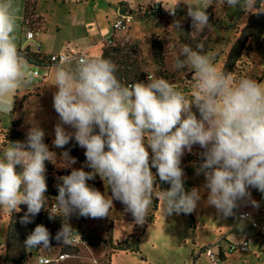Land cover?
<instances>
[{
  "label": "clouds",
  "instance_id": "1",
  "mask_svg": "<svg viewBox=\"0 0 264 264\" xmlns=\"http://www.w3.org/2000/svg\"><path fill=\"white\" fill-rule=\"evenodd\" d=\"M180 3L187 6L192 32L197 33L211 26L206 10L213 4L264 14V0H177L164 8L175 16ZM17 12L14 0H0V113L4 114L13 110L14 96L9 95L37 76L16 42ZM173 25L180 29L179 21ZM186 67L194 82L191 98L155 75H147L146 81L123 82L110 59L83 55L61 60L52 85L53 108L59 117L52 144L62 149L74 139L84 149L91 171L72 168L76 159L68 151L60 153L58 162L57 153L44 142L45 131L33 122L25 141L8 140L0 149V209L17 213L26 205L20 223L27 225L42 210L49 219L68 220L73 214L109 217L117 200L134 224L142 226L154 202H162L166 217L191 214L205 190L206 204L223 217L233 216L241 202L259 208L250 189L264 194V84L248 76L234 79L230 72L218 70L202 44L196 49L182 46L175 68ZM194 145L203 149L196 174H203L205 183L186 191L181 162ZM46 162L71 169L58 177L55 211H49L46 195ZM96 176L106 182L111 195L87 183ZM157 177L170 187L161 189ZM74 233L63 222L55 240L70 244ZM51 240L48 228L37 224L24 247L51 248Z\"/></svg>",
  "mask_w": 264,
  "mask_h": 264
},
{
  "label": "rangeland",
  "instance_id": "2",
  "mask_svg": "<svg viewBox=\"0 0 264 264\" xmlns=\"http://www.w3.org/2000/svg\"><path fill=\"white\" fill-rule=\"evenodd\" d=\"M39 9L47 16L49 26L61 25L63 28L60 31L59 37H65L70 32V15L84 14L82 8L74 6V0H37ZM109 2H125L131 9H136L139 5L150 6L162 3L164 7H172L177 3V0H106ZM87 18L91 15L96 16L103 29L107 26L109 19L107 13L111 11L107 3H99L93 8L89 6ZM208 13L212 12L211 19L209 18L210 27L203 32H192L191 19L187 15V6L180 3L176 8V15L172 16L167 13L164 17H157L156 15L150 18L134 19L129 24L126 30L117 31L121 35L116 43L124 45H131L132 49L128 52L131 57H138L142 69L147 75H155L163 77L168 80L178 89L182 90L190 98L194 92V82L192 80V72L190 68L177 69L175 68V60L180 55V49L184 45H189L196 49L198 44L203 45V51L209 54L213 60L214 65L218 70L222 71L226 63L229 50L232 43L238 37L239 33L245 28L252 13H245L243 10L237 8L232 9L227 6H220L217 4L211 5L206 10ZM167 12V11H166ZM86 18V20H88ZM81 19V18H80ZM180 22V29L175 27L174 22ZM84 21V31L86 35H82L79 41L88 42L99 37L98 34L89 30L90 24ZM80 30V29H79ZM86 31V32H85ZM109 31L113 28L109 21ZM80 32V31H79ZM94 33V34H93ZM93 35V36H92ZM129 36L131 38H129ZM103 44V43H102ZM107 44V40L105 41ZM127 48H129L127 46ZM154 49L163 59L162 67L156 62ZM102 52L98 54V57ZM182 58V57H181ZM56 66L50 68L44 66L30 65V70H38L39 76L33 79V82L28 86H21L14 93L9 95V99L13 98V110L9 114L0 113V149L7 145V141L12 138V121L19 120L17 129L22 133L20 141H25L28 129L33 122L37 123L44 131V142L49 146L51 151L57 153L59 162L60 153L68 151L71 157L76 159V163L72 168H84L85 171H91L86 166V157L84 149L81 148L75 140L69 143L78 152L79 156H75L67 148H55L52 141L55 138L54 128L59 122L58 114L53 108V93L56 88L52 86L55 82ZM190 74V78L187 75ZM234 79L243 76H248L264 84V38L261 40L250 39L247 43L241 59L235 65L231 72ZM259 82V81H258ZM194 111H196L194 109ZM197 115L198 112H197ZM67 127V126H66ZM71 131V129H69ZM196 145L193 146L195 148ZM187 153V151H185ZM47 168V185L48 191L46 195L49 197V211H55L56 207L54 197L58 195L57 183L58 177L64 174L63 168L57 167L52 163L46 162ZM20 170L19 168L17 169ZM155 173V169H152ZM63 173V174H62ZM191 173L192 175H190ZM193 176V177H192ZM90 186L100 190L105 195H111L110 189H107L106 182L101 180L99 176L95 179L87 181ZM205 183L203 174L197 175L196 169L192 166L187 167L184 172V184L186 191L192 188H202ZM161 189L170 187L168 184L158 183ZM207 191L203 193L202 199L198 202L196 210L191 213L195 220H191L189 214H173L166 217L164 215V208L162 202H154L149 207L148 219L146 229L141 237L140 251H118L113 254L110 264H213L212 257L203 249L212 250L215 254L218 253L219 248L222 247L225 254L228 256L231 263L240 264H256L257 260L254 258L252 248L257 251L255 240L257 237V227L254 222L264 228V215H258L261 210L264 211V202L259 208H253L250 203L241 202L240 206L234 210L235 214L230 217H223L217 210L206 204ZM252 199L256 200L254 197ZM258 201V200H256ZM114 207L109 213V217H105V221L112 222L111 237L113 242L125 240L133 233L136 224H134L133 217L130 213L125 212L124 205L117 201H113ZM21 210L17 213H10L5 209H0V264H15L5 263L3 257L7 248V235L11 234L14 238L10 241L9 251L11 254H17L25 250L24 241L37 224L36 218H32V222L25 225L20 223L21 217L27 211L26 205L20 206ZM251 212L250 216L245 220L241 217L236 218V214L241 211ZM41 213H49L42 210ZM13 224V229L9 232V223ZM52 225L46 226L52 235L51 248L31 249L32 254H28L26 250V257L21 264H41L40 258L52 259L47 264H104L109 258L108 253L110 248L103 244L93 246L86 241H82V234H89L96 231L98 219L90 217H80L73 214L67 220L66 217H55L52 219ZM69 223L77 233H74L72 242L70 244H62L55 240V235L58 232L57 226H62V223ZM236 225V232L241 233L238 240L248 238L251 242L249 250L238 249L230 251V243L228 240H222L220 244L216 242L218 239L224 238L227 233ZM140 228L143 225H138ZM21 232L27 233L25 238H19ZM99 234L108 237L105 229L98 231ZM16 237V238H15ZM67 249V250H65ZM264 251V248L262 249ZM60 253H68L69 256L64 259H57ZM262 261L258 264H264V252H262Z\"/></svg>",
  "mask_w": 264,
  "mask_h": 264
},
{
  "label": "trees",
  "instance_id": "3",
  "mask_svg": "<svg viewBox=\"0 0 264 264\" xmlns=\"http://www.w3.org/2000/svg\"><path fill=\"white\" fill-rule=\"evenodd\" d=\"M162 5V3H160ZM122 5H124L122 3ZM125 10H128L131 14L137 16L138 18H150L153 15H156L157 17H164L167 15V13H164L163 11L156 12L152 5L150 6H144L139 5L136 9L127 8L125 5L123 7ZM208 13V11H207ZM209 18L211 19V16L213 15L212 12L208 13ZM264 35V14L255 15L251 14L247 25L245 28L241 31L240 35L234 40V42L231 45V48L228 53V57L226 60V63L224 64V67L222 71L225 72H232L237 62L241 59L245 49L247 48V43L249 41L250 37H255L257 40L259 38L263 39ZM113 39L112 44H105L103 48V52L101 57L112 60L116 66H117V76L121 79V81L126 83H132L135 81H143L146 76V72L142 69L141 63L138 60V57H131L128 55V52L130 49H132L131 45H127L128 43H124V45H120L119 43L115 42L114 34L111 36ZM127 46L129 48H127ZM27 61L31 64H43L44 62L48 61V58L44 54H42L39 51H31L30 49H22L19 48ZM154 55L156 56V62L160 67H162L163 59L158 54V51L154 49ZM261 78L258 79L260 81ZM199 114V113H198ZM19 125V120L15 119L12 121V138L11 141H16L18 139H21L22 133L17 129V126ZM67 148L70 152H72L75 156H79L78 152L73 148V146L68 143ZM203 151L199 147V145H196L195 148H193L192 152L185 153L182 157L181 167L184 168L187 164L194 163L198 164L201 163V157L200 153ZM71 169H63L62 172L64 174H70ZM62 173V174H63ZM157 183L159 182V178L157 177ZM161 184H167V183H161ZM191 220H195V217L193 214H189ZM36 222H40L43 225L49 226L52 225V219H49V215L47 213H39L37 216H35ZM98 224L96 227V231H92L89 234H82V241H86L88 244L93 246H98L103 244L104 246H108L110 248V252L108 253V260L104 262V264H110L113 254H116L118 251H133L138 252L140 251V242L141 237L146 229V224L143 225L142 228L140 226L136 225L134 228V231L132 234H130L125 240L113 242L111 237V231H112V222H106L104 218H97ZM61 228L60 225L57 226V230L59 231ZM13 229V224L9 223V232ZM105 229L108 233V237L103 236L98 233V231ZM27 233L21 232L19 235V238H25ZM14 236V235H13ZM11 237V234L8 233L7 235V248L6 253L3 257V260L5 263H15V264H21L25 257H26V249H22L20 253L17 254H11L9 251L10 241L14 237ZM16 238V237H15ZM67 250V249H65ZM207 249H203L202 251H206ZM33 251H28V254H32ZM219 257L221 260H223V255L219 253Z\"/></svg>",
  "mask_w": 264,
  "mask_h": 264
},
{
  "label": "crops",
  "instance_id": "4",
  "mask_svg": "<svg viewBox=\"0 0 264 264\" xmlns=\"http://www.w3.org/2000/svg\"><path fill=\"white\" fill-rule=\"evenodd\" d=\"M73 2H74L73 3L74 6H77V8H82L83 12L85 13L82 14V16L78 15V13L76 15L75 14L70 15L69 16L70 32L65 37H59L60 31L62 30L63 27L61 25L49 26V21L47 19V16L42 12V10L39 9L37 0H14V5L18 9L17 12L18 29L16 33L17 36L16 42L18 44V47L22 49L28 48L31 51H39L42 54H44L46 58H48L49 55L52 53L65 52L68 51L70 48H77L82 54H85L90 57H98V54L103 52L105 41L113 35V31L112 32L109 31V21L113 28V22L121 15L120 9L124 7V5L127 8L129 7L127 3L121 1H117V2L112 1L108 3L106 0H74ZM99 3H107L108 7L111 8V11H109L106 16L107 19H109L108 24L103 29L100 27V24L96 16L91 15L89 19L86 16V13L88 14V12L90 11V9L88 10L89 6H92V11H93V8L96 7ZM122 3L124 5H122ZM126 11L128 12V10ZM86 18L88 20H86ZM84 21H87L86 23L90 24L89 30L98 34L99 37H97L96 39H92L88 42H84L81 40L79 41L82 35H86L84 31H81V28L84 27L85 24ZM28 30H33L35 32V36L31 39H28L25 36ZM114 38L116 42L119 38H121V35L114 33ZM129 38L131 37L129 36ZM252 38L257 39L255 37H250L249 40ZM261 39L262 38H259L258 40ZM28 64L35 65L29 62ZM53 65H57V64L50 63L49 61H47L44 62L43 64H38L35 66L36 67L44 66L50 68ZM39 75L40 74L38 71L37 76ZM190 166L196 169L198 164H194V163L187 164L183 168L184 172L186 168ZM189 174L192 175L191 173ZM250 191L252 197L258 200L257 202H259V205L261 206L262 203L264 202V194L260 193L256 189H250ZM245 212H248L249 216L251 215L250 214L251 212L246 210L243 212L241 211L240 213H245ZM237 215L238 213L236 214V218H238ZM258 215H264V211L261 210L260 213H258ZM256 227H257L256 230L257 237L255 240V244L258 249L256 251L255 249L252 248V251L254 254V258L257 259L255 260L257 261L256 264H258V261H262L263 258L262 252L264 251L261 249L262 247L264 248V228L258 224ZM239 236L241 237V233L239 234V232L238 233L236 232V225H235L224 238L218 239L216 243L220 244V242L225 239L228 240L230 244L241 243L244 240H248V238H243V239L240 238V240H238ZM250 247H251V242L249 241V247L247 250H249ZM218 253H221L223 255V260L221 261V264H240V263H231L228 256L225 254L224 250L222 249V247L219 248Z\"/></svg>",
  "mask_w": 264,
  "mask_h": 264
},
{
  "label": "built area",
  "instance_id": "5",
  "mask_svg": "<svg viewBox=\"0 0 264 264\" xmlns=\"http://www.w3.org/2000/svg\"><path fill=\"white\" fill-rule=\"evenodd\" d=\"M154 10L156 12L158 11H163L164 13H168L166 11H164L163 9V5H161L160 3L152 5ZM134 19L133 14L129 13V14H121L114 22H113V34L117 33V31H122V30H126L129 27V24L131 23V21ZM28 39H31L35 36V32L33 30H28L26 32L25 35ZM107 43L108 44H112L113 43V39L112 37L107 39ZM85 54H82L77 48H70L68 51L65 52H60V53H52L49 55L48 57V61L50 63H55L58 64L61 60H69L75 57H79V56H83ZM34 72L37 73L38 75V70H33ZM54 210H56V207L53 208ZM241 216H249L248 212L245 213H239L238 217ZM254 225L257 226V223H254ZM74 240H77L76 237H73ZM249 247V240H244L241 243H231L229 250L230 251H234L238 248H240L241 250H247ZM206 252H208L210 254V256L212 257L213 260V264H221V258L219 257V253L215 254L211 249L210 250H206ZM69 254L68 253H60L57 257V259H64L66 257H68ZM41 260H46L47 263H50L52 261V259L49 258H40V263Z\"/></svg>",
  "mask_w": 264,
  "mask_h": 264
},
{
  "label": "water",
  "instance_id": "6",
  "mask_svg": "<svg viewBox=\"0 0 264 264\" xmlns=\"http://www.w3.org/2000/svg\"><path fill=\"white\" fill-rule=\"evenodd\" d=\"M121 14H129L123 7L120 9ZM190 78V74L187 75Z\"/></svg>",
  "mask_w": 264,
  "mask_h": 264
}]
</instances>
